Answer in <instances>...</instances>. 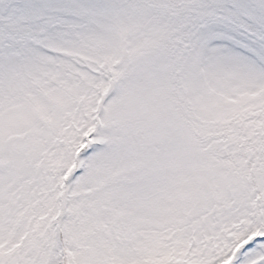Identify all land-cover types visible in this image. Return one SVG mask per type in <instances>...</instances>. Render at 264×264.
<instances>
[{
	"label": "snow or ice",
	"instance_id": "6c2138e0",
	"mask_svg": "<svg viewBox=\"0 0 264 264\" xmlns=\"http://www.w3.org/2000/svg\"><path fill=\"white\" fill-rule=\"evenodd\" d=\"M0 264H264V0H0Z\"/></svg>",
	"mask_w": 264,
	"mask_h": 264
}]
</instances>
